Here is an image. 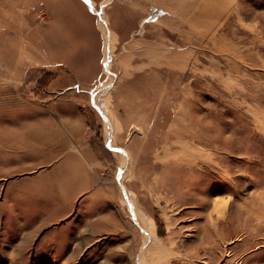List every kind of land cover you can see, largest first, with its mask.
Here are the masks:
<instances>
[{
    "label": "rangeland",
    "instance_id": "obj_1",
    "mask_svg": "<svg viewBox=\"0 0 264 264\" xmlns=\"http://www.w3.org/2000/svg\"><path fill=\"white\" fill-rule=\"evenodd\" d=\"M53 126L106 228L47 214ZM68 221L95 240H41ZM0 264H264V0H0Z\"/></svg>",
    "mask_w": 264,
    "mask_h": 264
},
{
    "label": "crops",
    "instance_id": "obj_2",
    "mask_svg": "<svg viewBox=\"0 0 264 264\" xmlns=\"http://www.w3.org/2000/svg\"><path fill=\"white\" fill-rule=\"evenodd\" d=\"M43 127H41L42 130L45 128ZM66 129H68L67 126ZM48 132L57 133L60 139L57 138L52 141L51 137L47 135V139L43 143L44 147H42L43 150H46L45 153L54 152L50 158H41L40 161L42 168L40 169L42 180L40 195L47 198L46 201L49 198H55L52 203L48 201L50 207L47 206V214L61 213L57 216V221L60 222L62 218L75 212V203L79 200L82 212L91 213L90 216H88L89 214L87 216L88 218L93 216L92 219L95 221L91 225L88 223L87 228L92 229V231L97 230V228L99 230L106 228L107 207L110 208L111 199V196L107 194L111 190H106L105 157L101 156L100 152L88 143L75 140L71 144L70 141L64 140V136H60L61 127L53 126L51 130L48 127L47 132L41 133ZM108 196L110 197L108 198ZM96 205H99L101 209L97 213L94 210ZM90 207L92 208L90 209ZM66 223L58 226L51 224L53 228L46 226L47 230L40 235L41 240H95V232L92 233L91 231L92 235L89 232L82 234L73 226H68L69 221Z\"/></svg>",
    "mask_w": 264,
    "mask_h": 264
},
{
    "label": "bare ground",
    "instance_id": "obj_3",
    "mask_svg": "<svg viewBox=\"0 0 264 264\" xmlns=\"http://www.w3.org/2000/svg\"><path fill=\"white\" fill-rule=\"evenodd\" d=\"M144 257V256H143ZM142 260H143V258H142ZM140 263H141V261H140Z\"/></svg>",
    "mask_w": 264,
    "mask_h": 264
}]
</instances>
